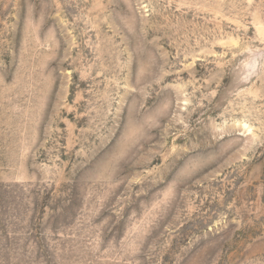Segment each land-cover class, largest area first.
I'll return each mask as SVG.
<instances>
[{
  "label": "rangeland",
  "instance_id": "1",
  "mask_svg": "<svg viewBox=\"0 0 264 264\" xmlns=\"http://www.w3.org/2000/svg\"><path fill=\"white\" fill-rule=\"evenodd\" d=\"M0 264H264V0H0Z\"/></svg>",
  "mask_w": 264,
  "mask_h": 264
}]
</instances>
